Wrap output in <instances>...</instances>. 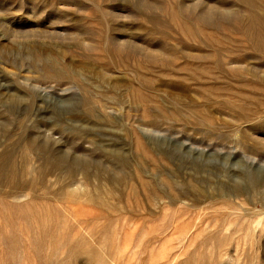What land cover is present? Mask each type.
Segmentation results:
<instances>
[{"label": "rangeland", "instance_id": "rangeland-1", "mask_svg": "<svg viewBox=\"0 0 264 264\" xmlns=\"http://www.w3.org/2000/svg\"><path fill=\"white\" fill-rule=\"evenodd\" d=\"M0 94V264H264V0H0Z\"/></svg>", "mask_w": 264, "mask_h": 264}, {"label": "bare ground", "instance_id": "bare-ground-1", "mask_svg": "<svg viewBox=\"0 0 264 264\" xmlns=\"http://www.w3.org/2000/svg\"><path fill=\"white\" fill-rule=\"evenodd\" d=\"M17 46H19V45H17ZM8 63V62H7ZM19 69V68H18ZM29 69V68H28ZM33 70V69H32ZM58 70H60V69H58ZM29 71H31V70H29ZM61 71V70H60ZM35 72V71H34ZM64 72V71H63ZM62 72V73H63ZM35 73H37V72H35ZM43 74V73H42ZM40 75V74H39ZM57 76V75H56ZM33 78V77H32ZM78 78V77H77ZM80 78V77H79ZM36 79V78H35ZM41 80V79H40ZM81 80H82V78H81ZM28 81H30V80H28ZM34 83V82H33ZM86 83V82H85ZM21 84V83H20ZM25 86V85H24ZM19 87H20V85H19ZM27 89H29V87H27ZM31 89V88H30ZM34 89V88H33ZM33 89H32V91H33ZM40 90V89H39ZM42 90V89H41ZM40 90V91H41ZM113 90V89H112ZM21 91H23V89L21 90ZM25 91V90H24ZM46 91V90H45ZM29 92V91H28ZM35 92V91H34ZM31 93V92H30ZM37 93H39V92H37ZM3 94V93H2ZM43 94V93H42ZM1 95V94H0ZM35 95H36V93H35ZM34 95V96H35ZM40 95V94H39ZM5 96V95H4ZM3 96V97H4ZM15 96V95H14ZM18 96V95H17ZM32 96V95H31ZM43 96V95H42ZM116 96H118V95H116ZM9 97V96H8ZM22 97V96H21ZM29 97V96H28ZM36 97V96H35ZM35 97H33L34 99H35ZM14 98V97H13ZM30 98V97H29ZM32 98V97H31ZM32 98V99H33ZM38 98V97H37ZM84 98V97H83ZM118 98V97H117ZM8 99V98H7ZM10 99V98H9ZM11 99H12V96H11ZM20 99V98H19ZM86 99H88V97L86 98ZM106 99V98H105ZM104 99V100H105ZM112 100H113V98H111ZM5 100V99H4ZM13 100V99H12ZM21 100H23V99H21ZM118 100V99H117ZM82 101H84V100H82ZM89 101V100H88ZM7 102V101H6ZM14 102V101H13ZM23 102V101H22ZM27 102H28V100H27ZM29 102H31V101H29ZM35 102V101H34ZM91 102V101H90ZM113 102H115V101H113ZM85 103L86 102H82V104H84L85 105ZM121 102H119V104H120ZM26 104V103H25ZM24 104V105H25ZM27 104H29V103H27ZM32 104L33 103H31V106H32ZM81 104V103H80ZM112 104V103H111ZM114 104V103H113ZM112 104V105H113ZM117 103H115V105H116ZM13 106H14V104H12ZM36 105V104H35ZM92 105V104H91ZM93 105H94V103H93ZM121 105V104H120ZM82 106V105H81ZM95 106V107H94ZM93 107L94 108H96L97 106L96 105H94ZM108 107H109V105H107ZM3 107V106H2ZM5 107V106H4ZM10 107H12V106H10ZM83 107V106H82ZM92 107V106H91ZM111 107V106H110ZM14 108V107H13ZM13 108H11L12 110H13ZM23 108H25V107H23ZM34 108V107H33ZM32 108V110H34ZM86 110H88V112H90L91 111V108L87 105L86 106ZM22 109V108H21ZM90 109V110H89ZM23 110V109H22ZM84 110V109H83ZM28 111H29V109H28ZM3 112V111H2ZM29 113H30V111H29ZM8 114V113H7ZM30 114H32V113H30ZM35 114V113H34ZM60 114H62L63 115V113H60ZM59 114V115H60ZM87 114V113H86ZM16 115H18V114H16ZM20 115V114H19ZM15 116V115H14ZM89 116V115H88ZM9 117V116H8ZM33 117V116H32ZM91 117V116H90ZM58 118H60V117H58ZM13 119V118H12ZM17 120V119H16ZM25 120V119H24ZM23 120V121H24ZM58 120H60V119H58ZM62 121V120H61ZM26 122V121H25ZM28 122H29V120H28ZM63 122V121H62ZM15 123V122H14ZM24 123V122H23ZM32 123H34V120H33V122ZM16 124V123H15ZM59 124H60V122H59ZM144 124V123H143ZM132 125V124H131ZM145 125V124H144ZM24 126H26V125H24ZM23 126V127H24ZM129 126V125H128ZM135 126V125H134ZM137 126H140V125H137ZM148 126V125H147ZM146 126V127H147ZM151 126V125H150ZM22 127V128H23ZM27 127V126H26ZM64 127L66 128V126H65V124H64ZM63 127V128H64ZM115 127V126H114ZM143 127V126H142ZM38 128V127H37ZM117 128V127H116ZM21 129V128H20ZM32 129H34V127H32ZM54 129V128H53ZM57 129H58V127H57ZM27 131H29V129H28V127H27V129H26ZM65 130V129H64ZM72 130V129H71ZM19 131H21V130H19ZM26 131V132H27ZM59 131V130H58ZM69 131V130H68ZM76 131V130H75ZM20 133V132H19ZM24 133H25V130H24ZM30 133V132H29ZM31 133H33V132H31ZM50 133V132H49ZM82 134H83V132H81ZM81 133H79V134H81ZM26 134V133H25ZM78 134V135H79ZM127 134V133H126ZM125 134V135H126ZM140 134V133H139ZM55 135V134H54ZM134 135V134H133ZM8 136V135H7ZM22 136V135H21ZM27 136H28V134H27ZM33 136H34V134H33ZM59 136V135H58ZM71 136V135H70ZM69 136V137H70ZM1 137V136H0ZM24 137V136H23ZM29 137V136H28ZM47 137V136H46ZM18 138V137H17ZM7 139V138H6ZM5 139V140H6ZM2 140V139H1ZM10 140V139H9ZM20 140V139H19ZM28 140H29V138H28ZM143 140V139H142ZM3 141V140H2ZM2 141H0V142H2ZM36 141V140H35ZM81 141V140H80ZM132 141V140H131ZM130 141V142H131ZM32 142V141H31ZM53 142V141H52ZM61 142V141H60ZM34 143V142H33ZM55 143V142H54ZM143 143H144V141H143ZM56 144V143H55ZM61 144V143H60ZM79 144V143H78ZM82 144V143H81ZM2 145V144H1ZM17 145H19V144H17ZM26 146H27V144H25ZM30 145H32V144H30ZM35 145V144H34ZM141 145V144H140ZM29 146V145H28ZM39 146V145H38ZM37 146V147H38ZM19 147V146H18ZM31 147V146H30ZM36 147V148H37ZM42 147H44V144H43V146ZM45 147H46V145H45ZM1 148V147H0ZM47 148V147H46ZM132 148V147H131ZM38 150H41V149H43L44 150V148H41V149H39V148H37ZM52 149V148H51ZM48 150H49V148H48ZM150 150V149H149ZM77 151V150H76ZM80 151V150H79ZM36 152H37V150H36ZM45 152V151H44ZM34 153V152H33ZM77 153V152H76ZM40 154H42L41 152H40ZM52 154V153H51ZM38 155V154H37ZM47 155V154H46ZM52 155H54V153L52 154ZM55 156V155H54ZM43 157V156H42ZM51 157V156H50ZM14 158H15V151L14 150H10V149H8L7 147H5L3 150H2V152L0 153V176H1V178H4V176H8L9 174H12L14 171H15V168H14ZM51 159H53L52 157H51ZM55 160L57 161V159H56V157H55ZM111 160V159H110ZM113 160H115V159H113ZM17 161H19V160H17ZM16 161V162H17ZM67 161V160H66ZM116 161V160H115ZM165 161V160H164ZM72 162H74L75 163V161H71V162H69V163H72ZM79 162H80V160H79ZM111 162V161H110ZM81 163H82V160H81ZM86 163V165H87V162H85ZM108 163V162H107ZM141 163V162H140ZM160 163H162V162H160ZM164 163V162H163ZM162 163V164H163ZM18 164V163H17ZM16 164V165H17ZM76 164H79V163H77L76 162ZM109 164V163H108ZM113 164V163H112ZM119 164H121V162H119ZM152 164V163H151ZM15 165V166H16ZM115 165V164H114ZM138 165V164H137ZM159 165V164H158ZM81 166H82V164H81ZM106 166V165H105ZM121 166H122V164H121ZM163 166V165H162ZM166 166V165H165ZM165 166H164V168H165ZM17 167V166H16ZM40 167H41V165H40ZM88 167V166H87ZM86 166L84 167L83 166V168H87ZM107 167V166H106ZM109 167V166H108ZM113 167V169H115V167H117V166H112ZM119 167V166H118ZM89 168V167H88ZM91 168V167H90ZM89 168V169H90ZM122 168V167H121ZM55 169V168H54ZM104 169V168H103ZM110 169V168H109ZM119 169H120V167H119ZM160 169H162V168H160ZM40 170H41V168H40ZM67 170V169H66ZM65 170V171H66ZM75 170V169H74ZM77 170V169H76ZM81 172H80V171ZM78 171H79V173H81L82 174V171L83 170H81V169H79ZM138 170V169H137ZM19 171V173H20V170H18ZM18 171L16 172V174H18ZM63 171V170H62ZM62 171H58V172H62ZM65 171H63V172H65ZM109 171V170H108ZM125 172L127 171V170H124ZM56 172V171H55ZM54 172V173H55ZM66 172H68V171H66ZM119 172H121V174L123 173V171L122 170H120ZM84 173H86L85 172V170H84ZM101 173H103V171L101 172ZM15 174V175H16ZM57 175H58V173H56ZM55 174V175H56ZM60 175H61V173H59ZM63 174V173H62ZM64 174H66V173H64ZM68 174V173H67ZM77 174V173H76ZM75 174V175H76ZM104 175L106 174L105 173V171H104V173H103ZM110 174H112V173H110ZM120 174V173H119ZM71 175V173L69 172V174H68V177ZM78 175V174H77ZM80 175V174H79ZM85 175V174H84ZM93 175V174H92ZM3 176V177H2ZM59 176V175H58ZM93 176H95V175H93ZM157 176V175H156ZM16 177V176H15ZM56 177V176H55ZM60 177V176H59ZM61 177H62V175H61ZM60 177V178H61ZM67 177V178H68ZM72 177V176H71ZM85 177V176H84ZM8 178V177H7ZM59 178V179H60ZM97 178V177H96ZM158 178V177H157ZM15 179V178H14ZM13 179V180H14ZM59 179H56V181H58ZM63 179H64V177H63ZM101 181H103V178L101 179V178H99ZM149 179H151V178H149ZM64 180H66V179H64ZM76 180H78L79 182L81 181V180H79V179H76ZM98 180V179H97ZM188 180V183L189 184H192V182H194V181H192V179L191 178H189V179H187ZM2 181V180H1ZM5 181H6V179H5ZM4 181V182H5ZM63 181V180H62ZM67 181H69V180H67ZM72 181V180H71ZM73 181H75V180H73ZM99 181V180H98ZM101 181H100V185L102 184L101 183ZM249 181V180H248ZM3 182V181H2ZM8 182H9V180H8ZM15 182H16V180H15ZM15 182H13L12 184H14ZM159 182V181H158ZM10 183V182H9ZM62 183V182H61ZM65 182L63 181V184H64ZM69 183V182H68ZM68 183H66V184H68ZM99 183V182H98ZM145 183H146V181H145ZM150 183V182H149ZM154 183V182H153ZM168 183V182H167ZM167 183H165V184H167ZM171 183V182H170ZM250 183H251V186L252 187H256L257 186V181H256V176H252L251 178H250ZM16 184V183H15ZM72 184V183H71ZM70 184V185H71ZM74 184H75V182H74ZM73 184V185H74ZM78 184V183H77ZM76 184V185H77ZM83 184V183H82ZM147 184V183H146ZM0 185H1V183H0ZM73 185H72V188H74L73 187ZM75 185V186H76ZM78 185H81V183L80 184H78ZM99 185V184H98ZM149 185V184H148ZM151 185H152V182H151ZM160 185H162V183H160ZM169 185V184H168ZM3 186V185H2ZM6 186V185H5ZM68 188H70L68 185H66ZM66 186H64V191H65V187ZM153 186V185H152ZM9 187V186H8ZM12 187V186H11ZM15 187V186H14ZM175 187H176V184H175ZM67 188V189H68ZM72 188H70V190L72 189ZM154 188H156V187H154ZM157 189V188H156ZM175 190H177L178 191V189H176V188H174ZM159 190V188L156 190V192ZM193 190H194V188H193ZM196 190V189H195ZM60 191V190H59ZM153 191H155V190H153ZM160 191V190H159ZM176 191V192H177ZM197 191V190H196ZM75 192V191H74ZM73 192V194H75ZM80 193V192H79ZM158 193V192H157ZM171 194V193H170ZM192 194V193H191ZM9 195V194H8ZM172 195V194H171ZM195 195H196V198L195 199H198L199 200V198L200 199H202L203 201H204V203H206V204H215V202H218V200H212V198H209V196H207V195H203V194H201V193H197V192H195ZM158 197H160V198H162L163 196H160V194L159 195H157ZM193 198V197H192ZM163 199V198H162ZM211 200V201H210ZM221 202V201H220ZM224 203H226V202H224ZM192 204V203H191ZM196 204V203H195ZM220 204H222V203H220ZM213 206V205H212ZM228 206V205H227ZM215 207H213V209H214ZM216 209V208H215ZM229 214V213H228ZM227 215V214H226ZM228 216V215H227ZM35 242V241H34ZM35 243H37V242H35ZM56 243V242H55ZM34 244V243H33ZM32 244V245H33ZM36 245V244H35ZM37 246H39V244L37 243ZM78 254H76V256H77ZM65 258H67V257H65ZM71 261H72V259H71ZM73 263V262H72ZM71 264V263H70Z\"/></svg>", "mask_w": 264, "mask_h": 264}]
</instances>
